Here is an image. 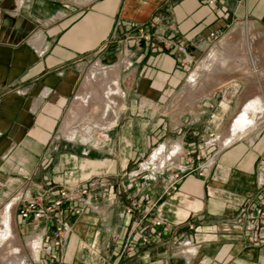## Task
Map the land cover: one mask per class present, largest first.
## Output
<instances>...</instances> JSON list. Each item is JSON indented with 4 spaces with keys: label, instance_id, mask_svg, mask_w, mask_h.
<instances>
[{
    "label": "crops",
    "instance_id": "1",
    "mask_svg": "<svg viewBox=\"0 0 264 264\" xmlns=\"http://www.w3.org/2000/svg\"><path fill=\"white\" fill-rule=\"evenodd\" d=\"M219 3L221 12L206 0H0V206L20 197L11 206L21 237L51 233L57 218L70 225L59 258L32 264H264V225L252 231L240 216L244 202L264 199V112L234 132L264 99V0ZM114 61L130 78L117 118L98 126L102 138L94 125L66 134L77 120L67 112L78 116L88 106L79 96L94 92L85 74ZM213 135L223 146L207 161L134 171L156 146L152 161H168ZM62 187L74 199L52 218L20 216L27 199L48 203ZM132 200L139 207L124 213Z\"/></svg>",
    "mask_w": 264,
    "mask_h": 264
},
{
    "label": "rangeland",
    "instance_id": "2",
    "mask_svg": "<svg viewBox=\"0 0 264 264\" xmlns=\"http://www.w3.org/2000/svg\"><path fill=\"white\" fill-rule=\"evenodd\" d=\"M255 49V47H254ZM260 51L262 50L264 52V47H259ZM259 55L262 57V53L260 52ZM263 58V57H262ZM116 62H110V67H107L105 64H97L93 67H91L87 73L85 74L83 78V84L87 82L89 86H92L94 89V92H89L86 94H81L79 98L84 104H87L88 106L83 108V110L77 111L76 117H74L72 112H67V118L68 121H74L72 126H69L67 133L69 135H74L76 133H73L75 130H78L79 132L77 135H80L81 133L83 135L87 134V129H89V126H93L95 134H99V138H102V136L106 133L104 129L101 127H98L100 125H104L105 121L106 123L109 121H113L117 118L116 115H118V109L113 107V102H115V99L117 98L116 94H119L120 87H124L126 85H130V78H125V72H120L121 70H118L116 66H112ZM261 71H264V61L261 62ZM103 68H107L109 70L110 79L108 77L102 76V70ZM120 74L122 75V79H119ZM88 76V77H87ZM87 77V81L85 79ZM92 77V78H91ZM90 78V79H89ZM113 80H117L119 82V88L114 90L112 94H110V102L108 104L107 99L103 98V92L106 91V87L108 85L111 86V83ZM105 81V82H104ZM109 81L110 83H108ZM105 85V86H104ZM117 91V92H116ZM100 92V93H99ZM90 93H95L96 95L99 94L100 96L97 97V100H95L92 103H90V99L87 100V102L83 101V97H86ZM94 94V95H95ZM117 101V100H116ZM113 107V108H112ZM115 108V109H114ZM262 115V114H260ZM71 116V117H70ZM176 119V116L174 117ZM95 125L97 127H95ZM229 134V132H228ZM220 136V135H219ZM172 142L170 145H166L165 150L163 151V154L167 153L168 151L173 150V147L175 145L176 136L172 135ZM221 138V137H220ZM217 138L216 135L208 136L205 140H200L196 143L195 147L193 148V152L191 154H182L179 155L181 152V148L176 150V154L174 155L172 160H165L164 158L161 159L162 155H159L161 157H157L156 160L152 161V157L155 154L156 150L160 149L159 146H156L153 151L150 152L148 156H146L144 159H142L140 162H137L134 166L135 170L137 171L140 169V163L144 162V165L142 166V169H145L143 173L151 174V170H162L163 168H168L173 165H182L183 167L189 166V164H194L196 166L198 162L207 161L209 157H212V155L219 149V146H223V142L220 141ZM224 138H221V140ZM211 152V153H209ZM161 159V160H160ZM166 175H163L160 180H163V177ZM158 177V176H157ZM159 179V178H158ZM9 198L8 200L4 201L0 206V230L4 231V235L0 237V264H9L15 263V264H32L34 262L38 261V251L34 250L33 247L31 250L29 249V245L27 242L26 237H21L18 233V230L16 228V223L14 220L13 215V208L11 206V210L8 213L7 212V206L11 204ZM14 206V205H13ZM6 211V212H5ZM5 213V214H4ZM8 215V216H7ZM11 216V217H10ZM2 217V218H1ZM5 217V218H4ZM9 217V218H8ZM8 221V222H6ZM9 223V224H8ZM37 243V242H36ZM36 260V261H35ZM41 260V259H40Z\"/></svg>",
    "mask_w": 264,
    "mask_h": 264
},
{
    "label": "built area",
    "instance_id": "3",
    "mask_svg": "<svg viewBox=\"0 0 264 264\" xmlns=\"http://www.w3.org/2000/svg\"><path fill=\"white\" fill-rule=\"evenodd\" d=\"M207 3L213 7L216 11H222V4L219 3V0H206ZM139 31L144 39L150 40L152 38V34L148 31V24H143L140 26ZM212 36L218 37L219 34L212 33ZM182 50H186V47H183ZM144 162L140 163V169L136 171L137 175L142 174L145 169H142ZM164 169V168H163ZM162 169V170H163ZM160 172V170H151V174H155ZM155 179V176L152 177ZM174 181L171 184L173 189L176 188V184L180 178L179 174L174 176ZM89 187H82L81 192L86 194L88 192ZM20 199V197H13L10 202H12V206ZM74 197L71 194V191L68 188H60L58 190V196L55 199L50 200L48 203L44 202L43 198L32 196L31 198L25 201L20 209V216L25 220H44L50 219L53 217L54 212L61 209L66 200H72ZM139 200H132L131 204L124 209V213H133L135 209L139 207ZM81 209H77V212H80ZM241 220L247 221L248 229L252 231H257V229L264 225V199L257 205L253 206V204L249 201H246L242 204L241 208ZM155 226H163L165 230L169 229V224H165L162 218H156L153 221ZM153 231L155 227L151 228ZM70 232V225L63 221L62 219L57 218V223L55 229L44 236H38L36 234H32L27 237V242L29 245V249L33 247L34 250L38 251V257L40 258L43 253L50 255L53 259H58L59 255L55 249L61 248L65 240ZM143 241L147 242L148 237H143ZM37 242V243H36ZM184 248L187 252L193 253L195 250L194 245H192L191 240L183 241ZM131 246L130 241L125 243L124 248L129 249ZM38 258V260H39Z\"/></svg>",
    "mask_w": 264,
    "mask_h": 264
},
{
    "label": "bare ground",
    "instance_id": "4",
    "mask_svg": "<svg viewBox=\"0 0 264 264\" xmlns=\"http://www.w3.org/2000/svg\"><path fill=\"white\" fill-rule=\"evenodd\" d=\"M102 76L103 77H109V71L107 68H103L102 70ZM92 78V77H91ZM90 79V78H89ZM105 82V81H104ZM108 83H110L109 81H107ZM105 86V85H104ZM119 88V84L117 80H113L111 83V86L108 85L106 87V91L107 92H103V98H108L110 94H112V92L116 89ZM117 92V91H116ZM100 93V92H99ZM114 93V92H113ZM95 94V93H94ZM99 94H95V95H89L87 97H83V101L88 100L89 98H95V97H99ZM110 101V100H109ZM87 102V101H86ZM245 110H243L242 114H240V116L238 117V119L236 120L235 124H234V132L238 133L241 131H244L245 129H247L248 127H252L253 125L259 123V120H256L254 117V113L255 112H264V99L258 97L257 99H254L250 104H248V106L246 108H244ZM263 114V113H262ZM257 115V114H256ZM263 116V115H262ZM156 154V153H155ZM173 154H176L173 153ZM173 158V157H172ZM161 160V159H160ZM171 160V158H170ZM11 210V204H9L7 206V212L9 213ZM6 212V211H5ZM5 214V213H4ZM8 216V215H7ZM11 217V216H10ZM2 218V217H1ZM5 218V217H4ZM9 218V217H8ZM1 220V219H0ZM8 222V221H6ZM9 224V223H8ZM4 235V231L0 230V237H2ZM1 244V241H0ZM9 264H15V263H9ZM18 264V263H17ZM21 264V263H19Z\"/></svg>",
    "mask_w": 264,
    "mask_h": 264
}]
</instances>
